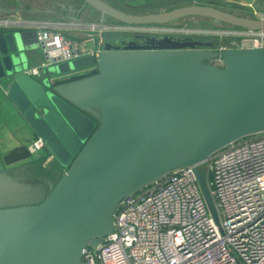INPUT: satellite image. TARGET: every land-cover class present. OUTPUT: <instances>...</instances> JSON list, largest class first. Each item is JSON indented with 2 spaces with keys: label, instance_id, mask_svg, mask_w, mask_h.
I'll list each match as a JSON object with an SVG mask.
<instances>
[{
  "label": "water",
  "instance_id": "obj_1",
  "mask_svg": "<svg viewBox=\"0 0 264 264\" xmlns=\"http://www.w3.org/2000/svg\"><path fill=\"white\" fill-rule=\"evenodd\" d=\"M103 23L166 25L199 17L264 30V19L193 3L134 14L80 0ZM70 13V3L60 4ZM251 9L264 13V0ZM95 56L24 73L36 32H0V81L45 150L63 169L54 185L0 171V264H83L113 231L122 202L176 169H193L216 225L201 166L226 146L264 132V48L171 35L105 33ZM220 59L221 65L211 61Z\"/></svg>",
  "mask_w": 264,
  "mask_h": 264
},
{
  "label": "built area",
  "instance_id": "obj_2",
  "mask_svg": "<svg viewBox=\"0 0 264 264\" xmlns=\"http://www.w3.org/2000/svg\"><path fill=\"white\" fill-rule=\"evenodd\" d=\"M255 17L264 19V14L255 13ZM0 28V32H36L43 59L24 71L35 79L54 64L97 55L105 44V33L191 38L203 33L101 22L91 24L87 34L74 40L45 22L33 24L13 15L0 16ZM210 34L219 41V51L264 48V30L225 28ZM223 38L230 41L229 46L222 43ZM214 61L222 64L220 59ZM44 149L39 137L27 146L31 155ZM201 169L219 227L193 169H176L122 200L112 233L85 252L83 264H264V132L215 152Z\"/></svg>",
  "mask_w": 264,
  "mask_h": 264
},
{
  "label": "crops",
  "instance_id": "obj_3",
  "mask_svg": "<svg viewBox=\"0 0 264 264\" xmlns=\"http://www.w3.org/2000/svg\"><path fill=\"white\" fill-rule=\"evenodd\" d=\"M26 5L29 9L43 10L42 8H44L43 5L42 7L33 8L28 4ZM47 9H53L52 5ZM15 10L17 11V9L12 8L6 9V7H4L3 1L0 0V16L17 15V17L21 20L29 21L33 24H41L45 22L50 28L61 31L64 36L69 39H79L81 37L80 33L88 32L89 26H91V24H80L81 20L77 22L71 20L72 15L70 17L58 15V17L55 18L58 20V22H53L51 21L53 16L49 14L50 12L40 19L38 16L23 11L21 12L19 11L20 9H18L17 12H15ZM19 14L24 16L21 17ZM26 15L30 16L27 18ZM94 24L99 25L101 22ZM0 30L2 29L0 28ZM42 59V52L41 55H38L36 51L32 52L29 59V67L37 66L40 64ZM35 137L36 136L25 122L21 113L8 98L4 86L0 81V171L9 170L14 177L23 175L25 176L23 179L26 180H43L38 175H35L36 172L39 168H45V164H52L55 163V161L45 150H42L38 155H31L28 152L27 146ZM44 156L46 157L45 161L47 163L40 161ZM22 171L28 173V175H24ZM53 174L57 173L55 172ZM48 182L50 183V181Z\"/></svg>",
  "mask_w": 264,
  "mask_h": 264
},
{
  "label": "rangeland",
  "instance_id": "obj_4",
  "mask_svg": "<svg viewBox=\"0 0 264 264\" xmlns=\"http://www.w3.org/2000/svg\"><path fill=\"white\" fill-rule=\"evenodd\" d=\"M4 3V7L6 9L12 8V9H21L22 3L20 5V2H23L24 5L28 4L29 6L33 7H43L42 9H47L51 5H55V13L58 12V5L56 6L57 3H65V1L68 3H72L75 5H79L81 3L80 0H2ZM20 1V2H19ZM105 2L109 3L110 5L126 11L128 13H134V14H146V13H157V12H163V11H168L180 6L184 5H190L193 3L201 4V5H212L230 12H233L234 14L238 15H244V16H251L250 13L246 9H250L252 6V3L255 0H104ZM87 7V12L93 13V11H90ZM18 11V10H17ZM15 10V12H17ZM53 14V18H51V21L53 22H58L57 18L58 14ZM21 17H23L21 14H19ZM16 16L17 15H13ZM30 15H26L28 18ZM98 13L95 12V16L92 18H82L81 23L83 25H88V24H94L97 22H101ZM254 17V16H253ZM108 20V19H107ZM164 28L168 29H176V30H183V31H192V32H203L200 33V35H195L196 37H199L200 39H207V40H213L216 38V36L210 34V32H214L217 30H222L225 29L226 26H224L221 23L208 20V19H203L199 17H186L183 19H180L178 21L172 22L169 25H161ZM88 32H81L80 35L84 36ZM209 33V34H208ZM178 37H182L185 35H180V34H175ZM193 36V37H195ZM195 37V38H196ZM222 43L226 46H229L230 41L227 39H222ZM36 52L38 55H41V50L37 49ZM212 64H217L216 61L211 62ZM6 97V96H5ZM23 172V171H22ZM24 175H28V173L23 172ZM63 173V169H60V172L58 176L60 177L61 174ZM25 176L19 175L15 178H17L19 181H31V180H26L23 179ZM51 185H54L55 182L52 181L50 182Z\"/></svg>",
  "mask_w": 264,
  "mask_h": 264
},
{
  "label": "flooded vegetation",
  "instance_id": "obj_5",
  "mask_svg": "<svg viewBox=\"0 0 264 264\" xmlns=\"http://www.w3.org/2000/svg\"><path fill=\"white\" fill-rule=\"evenodd\" d=\"M256 1V0H255ZM254 1V2H255ZM20 3H22V7H21V9L19 10V11H23V12H27V13H29V14H32V15H35V16H38L40 19L41 18H43V16L44 15H46L48 12H50L49 14H51V15H53L54 13H55V10H54V8H55V5L53 4L52 5V7H53V9H43V10H38V9H25V5H24V3L23 2H20ZM68 3H70V2H68ZM60 4H67V2H65V3H57L56 4V6L58 5V12H56L58 15H60V16H73V15H76L77 14V12L81 9V7H82V3H80L78 6L77 5H75V4H72V3H70V4H72L73 5V8H74V11L72 12V13H70L69 12V10L67 9V8H62L61 6H60ZM21 5V4H20ZM87 7L88 6H85L83 9H82V11L80 12V17L81 18H92V17H94L95 16V12H97L96 10H94V9H92V8H90V7H88L89 9H91L90 11H93V13H89V12H87ZM18 10V9H17ZM249 13H250V15L251 16H254L255 17V13H257V12H255L253 9H246ZM55 13V14H56ZM98 13V12H97ZM264 14V13H263ZM98 15H99V13H98ZM100 16V15H99ZM98 16V17H99ZM100 18V17H99ZM198 39H200V38H198ZM201 40H203V39H201ZM203 41H208L207 39H205V40H203ZM209 41H211L210 39H209ZM211 62H214V60L213 61H211Z\"/></svg>",
  "mask_w": 264,
  "mask_h": 264
},
{
  "label": "trees",
  "instance_id": "obj_6",
  "mask_svg": "<svg viewBox=\"0 0 264 264\" xmlns=\"http://www.w3.org/2000/svg\"><path fill=\"white\" fill-rule=\"evenodd\" d=\"M25 9H29L27 5L25 6ZM108 22L117 23V22H115V21H113L111 19H108ZM169 24H171V23H169ZM169 24H167V25H169ZM224 26H226L225 28H234V27H231V26H228V25H224ZM45 159H46V157L44 156V157H42V159L40 161L43 162V163H45L46 162ZM44 166H46V167L45 168H39L35 175H38L41 179L45 180L46 182H48V181H50V182H52V181L56 182L58 180V178H59V176H58L59 173L58 172H60L59 170L62 169V168H60L58 166V164H56V162L55 163H52V164H49L48 163V164H45ZM55 172L57 174H53ZM31 181H33V180H31Z\"/></svg>",
  "mask_w": 264,
  "mask_h": 264
}]
</instances>
